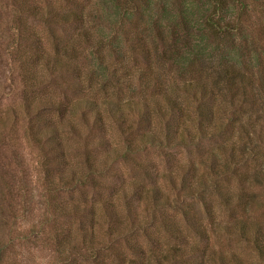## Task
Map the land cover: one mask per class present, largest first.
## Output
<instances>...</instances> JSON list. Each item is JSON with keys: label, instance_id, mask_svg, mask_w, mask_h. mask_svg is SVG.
<instances>
[{"label": "trees", "instance_id": "obj_1", "mask_svg": "<svg viewBox=\"0 0 264 264\" xmlns=\"http://www.w3.org/2000/svg\"><path fill=\"white\" fill-rule=\"evenodd\" d=\"M69 2L72 8L62 16L51 7L44 13L34 6L30 13L44 20L54 37L55 53L44 59L45 67L58 80H78L80 86L75 90H83L81 69L67 57L76 47L68 46L53 31L69 25L82 27L85 5L79 0ZM98 4L102 6L98 17L113 18V25L118 17L123 23L143 25L142 32L124 34V41L131 61L141 57L147 62L140 72L149 76V99L116 105L79 98L85 121L95 114L94 124L104 123L102 107H106L107 116L122 133L132 137L134 128L150 149L164 151L168 168L155 171L150 160V187L145 192L150 222H144L141 230L150 237V264H245L233 252L226 254L210 246V237L215 235L250 243L257 261L264 263V222L248 213L253 204L264 211V198L259 194L264 191V0H100ZM17 36L13 42L16 53L28 41L20 33ZM97 38L87 37L88 56L94 59L91 61L98 59L92 70L109 79V67L102 63L99 48L107 44L110 50L113 40L105 42V35ZM29 44L36 50L22 62L29 58L40 61L45 53L41 41L33 37ZM156 63L167 71L163 73ZM69 106L71 102L39 108L60 107L64 116L71 113ZM41 121L46 124L50 119ZM58 136L55 128L51 137L58 141ZM126 141L127 152L132 147V152L140 149L131 138ZM182 149L189 154L196 151L197 158L171 161L170 153ZM139 197L140 192L135 191L133 200ZM215 201L226 218L216 217ZM107 204L111 235L121 228V220L114 205ZM133 209L129 203L127 213L136 224ZM80 217L94 231L95 208L87 207ZM156 223L161 224L168 243L160 241ZM111 245L102 248L111 249ZM130 247L140 249L138 243Z\"/></svg>", "mask_w": 264, "mask_h": 264}, {"label": "rangeland", "instance_id": "obj_2", "mask_svg": "<svg viewBox=\"0 0 264 264\" xmlns=\"http://www.w3.org/2000/svg\"><path fill=\"white\" fill-rule=\"evenodd\" d=\"M69 1L0 0V264H99L103 260V264H150V237L141 230L144 222H150V201L145 192L150 187V160L155 171L168 168L164 151L150 149L134 128L132 137L122 133L107 116L106 107H102L103 125L94 124L95 114L85 121L79 98L117 105L119 101L134 103L150 97V90H146L149 76L140 72L147 62L141 57L131 61L124 41V34L142 32L143 25L123 23L119 17L113 25V18L98 17L100 0H79L86 13L82 27L69 25L53 30L61 41L76 47L75 52L66 53L68 61L81 69L83 90H75L80 86L78 80H58L45 67L44 59L55 53L54 37L44 20L30 13L34 6H40L44 13L51 7L62 16L72 8ZM18 33L28 41L16 53L13 42ZM103 35L107 36L105 42L111 38L114 44L113 50L107 44L99 48L102 63L109 67V79L92 70L98 59L91 61L94 59L88 56L91 46L87 37L100 40ZM33 37L41 41L45 53L40 61L29 58L22 62L36 50L29 44ZM156 65L163 67V73L167 71ZM70 102L71 113L64 116L60 107L39 108ZM42 118L50 121L45 124ZM55 128L58 141L51 137ZM127 138L140 149L132 152V147L127 152ZM170 154L171 161L197 158L196 151L189 154L184 149ZM135 191L140 192L139 200H133ZM259 194L263 199L264 191ZM107 203L114 205L121 220V228L111 235ZM129 203L138 218L136 224L130 222ZM89 206L95 208L94 231L88 220L80 217ZM214 206L216 217L226 218L223 207L216 201ZM248 213L264 222V211L258 204L249 206ZM155 228L160 241L168 243L161 224L156 223ZM136 243L140 249L134 250L130 245ZM110 244L111 249L103 250ZM209 245L226 254L233 252L245 264H264L257 261L250 243L236 238L215 235Z\"/></svg>", "mask_w": 264, "mask_h": 264}]
</instances>
